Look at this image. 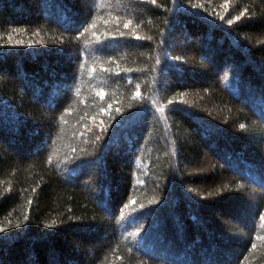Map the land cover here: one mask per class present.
Wrapping results in <instances>:
<instances>
[{"label":"trees","instance_id":"1","mask_svg":"<svg viewBox=\"0 0 264 264\" xmlns=\"http://www.w3.org/2000/svg\"><path fill=\"white\" fill-rule=\"evenodd\" d=\"M0 264H264V0H0Z\"/></svg>","mask_w":264,"mask_h":264}]
</instances>
